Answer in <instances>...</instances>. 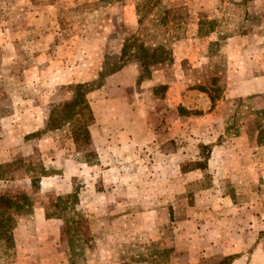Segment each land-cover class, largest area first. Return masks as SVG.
Listing matches in <instances>:
<instances>
[{
	"label": "rangeland",
	"instance_id": "1",
	"mask_svg": "<svg viewBox=\"0 0 264 264\" xmlns=\"http://www.w3.org/2000/svg\"><path fill=\"white\" fill-rule=\"evenodd\" d=\"M77 1L0 0V165L49 175L2 264H264V0H161L182 21L157 31L136 0ZM80 83L87 147L46 130ZM6 192L32 195L24 170ZM55 202L78 236L46 218Z\"/></svg>",
	"mask_w": 264,
	"mask_h": 264
},
{
	"label": "trees",
	"instance_id": "2",
	"mask_svg": "<svg viewBox=\"0 0 264 264\" xmlns=\"http://www.w3.org/2000/svg\"><path fill=\"white\" fill-rule=\"evenodd\" d=\"M113 1L78 0L76 6L82 11L88 9L94 11L111 5ZM160 2L161 0H136L140 26L144 25L146 21L151 20V24L155 28V31H157L161 25L163 27L169 24H179L182 21L181 10L158 11ZM136 43H138L136 40L125 43L122 51L121 65L113 73L128 65L127 60L132 58L131 53H133L130 52V49L136 46ZM142 47L145 54H147L148 49L145 46ZM158 50H160V61L166 60L168 52H165L164 47ZM140 66L146 68L149 66V63L144 60ZM93 89L89 83L70 85L69 90L73 94L71 101L53 107L49 111L46 119V130L59 131L68 129L76 146L87 147L92 141L90 125L94 122L95 118L88 100V96ZM19 170H24L30 179L32 195L26 193L12 194L10 192L0 194V264L15 249L14 231L18 220L22 217L31 216L34 213L35 202L33 196L40 193L41 180L49 176L43 165H27L22 160H18L11 164L0 165V180H7L10 173ZM70 211L69 204L64 202H55L45 206L47 219L58 218L63 220L67 226V231H73L74 235L78 236L79 226L71 220ZM71 242H74V238H71Z\"/></svg>",
	"mask_w": 264,
	"mask_h": 264
},
{
	"label": "crops",
	"instance_id": "3",
	"mask_svg": "<svg viewBox=\"0 0 264 264\" xmlns=\"http://www.w3.org/2000/svg\"><path fill=\"white\" fill-rule=\"evenodd\" d=\"M126 67H127V66L123 67L122 69H120V70L117 71V72H119V73H123L124 71H126V69H127V71H128V68H126ZM117 72H116V73H117ZM116 73H115V74H116Z\"/></svg>",
	"mask_w": 264,
	"mask_h": 264
}]
</instances>
